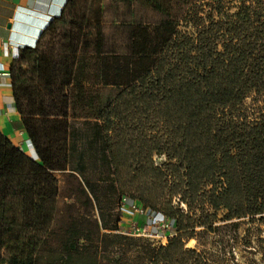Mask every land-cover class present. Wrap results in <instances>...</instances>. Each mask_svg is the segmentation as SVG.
I'll return each mask as SVG.
<instances>
[{
  "label": "trees",
  "instance_id": "trees-1",
  "mask_svg": "<svg viewBox=\"0 0 264 264\" xmlns=\"http://www.w3.org/2000/svg\"><path fill=\"white\" fill-rule=\"evenodd\" d=\"M67 1L36 47L22 48L10 67L14 103L38 159L0 132L2 264L37 263L55 219V173L68 170L78 58L93 39L102 54L101 7L93 18L78 14L79 0ZM124 1L168 9L166 0ZM196 18L193 32L172 19L152 29L138 24L131 51L101 64L103 83L119 89L98 112L118 192L176 227L150 264H214L186 247L196 228L210 227L220 209L228 220L264 214V1L243 0L233 12L221 3ZM59 24L67 26L63 43L47 50L42 43ZM252 93L261 105L251 112L244 104Z\"/></svg>",
  "mask_w": 264,
  "mask_h": 264
},
{
  "label": "rangeland",
  "instance_id": "rangeland-1",
  "mask_svg": "<svg viewBox=\"0 0 264 264\" xmlns=\"http://www.w3.org/2000/svg\"><path fill=\"white\" fill-rule=\"evenodd\" d=\"M79 1L76 7L79 15L85 13L95 18L101 7L102 54H97L93 39L88 48H82L78 58L77 75L69 91L72 101L69 160L81 180L77 175L71 178L55 174L59 185L55 219L37 250L36 264H150L153 252L159 247L158 239L121 231L118 209L121 194L98 117L100 109L112 101L119 89L103 83V58L128 54L131 31L138 24L152 29L161 21L172 19L179 22L182 32H193V17L210 15L221 3L233 12L243 0H166V11L124 0ZM246 1L259 4L261 0ZM95 23L92 20L88 30L94 31ZM66 30L67 26L59 24L56 34H48L42 47L58 51ZM260 101L261 96L252 93L244 105L252 112L261 105ZM155 161L161 164L165 157L158 155ZM225 213L220 209L210 227H197L186 247L196 248L214 264H264V214L228 220Z\"/></svg>",
  "mask_w": 264,
  "mask_h": 264
},
{
  "label": "crops",
  "instance_id": "crops-1",
  "mask_svg": "<svg viewBox=\"0 0 264 264\" xmlns=\"http://www.w3.org/2000/svg\"><path fill=\"white\" fill-rule=\"evenodd\" d=\"M67 2V0H0V132L34 160L38 159V155L14 103L10 67L21 54L22 48L36 47L40 33L55 17L61 15ZM67 168L68 170L55 174L62 173L71 178L77 175L76 178L81 180L76 170L70 167V160ZM87 196L91 200L88 193Z\"/></svg>",
  "mask_w": 264,
  "mask_h": 264
},
{
  "label": "built area",
  "instance_id": "built-area-1",
  "mask_svg": "<svg viewBox=\"0 0 264 264\" xmlns=\"http://www.w3.org/2000/svg\"><path fill=\"white\" fill-rule=\"evenodd\" d=\"M182 207L186 209L183 203ZM118 209L122 217L121 231L126 235L151 236L158 239L159 246L166 245L177 235L176 227L169 217L147 210L144 205L127 194L120 195Z\"/></svg>",
  "mask_w": 264,
  "mask_h": 264
}]
</instances>
